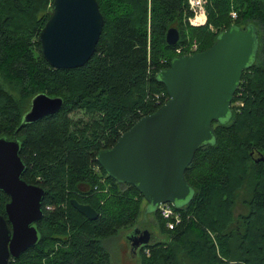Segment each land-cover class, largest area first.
I'll list each match as a JSON object with an SVG mask.
<instances>
[{
	"label": "trees",
	"instance_id": "1",
	"mask_svg": "<svg viewBox=\"0 0 264 264\" xmlns=\"http://www.w3.org/2000/svg\"><path fill=\"white\" fill-rule=\"evenodd\" d=\"M53 1L0 0V138L20 141L22 178L45 191L39 242L9 264H111L104 243L134 228L145 199L136 187L109 177L99 153L169 100L158 75L187 55H177L178 48L197 41L203 52L222 32L249 25L258 30L259 52L243 73L230 122L213 124L214 141L196 152L185 173L193 196L175 206L183 224L170 231L156 211L167 239L132 253L140 264H174L181 245L191 264H264V0H207L203 27L190 25L188 0H97L104 27L96 52L71 70L55 69L43 57L40 34ZM170 28L181 35L175 46L166 41ZM2 79L18 82L22 99L8 93ZM39 94L62 98V110L20 128ZM80 113L88 119L75 120ZM239 192L249 194L250 211L235 227ZM72 200L90 205L98 219L82 215ZM9 201L0 192L1 215Z\"/></svg>",
	"mask_w": 264,
	"mask_h": 264
},
{
	"label": "water",
	"instance_id": "2",
	"mask_svg": "<svg viewBox=\"0 0 264 264\" xmlns=\"http://www.w3.org/2000/svg\"><path fill=\"white\" fill-rule=\"evenodd\" d=\"M51 13L40 34L44 59L55 69L85 66L96 52L104 27L97 0H54ZM180 38L177 28L168 30L169 46L177 45ZM259 48L254 25L232 27L208 50L175 58L158 75L168 102L140 119L112 149L101 151L99 165L116 182L136 187L155 212L162 204L188 203L193 190L185 173L196 152L214 141L213 124L229 121L243 73L256 60ZM63 104L60 97L35 96L20 128L58 114ZM20 151L17 138H0V192L10 199L5 215L0 214V264L18 260L40 239L36 224L44 215L45 191L23 180L26 167ZM71 205L91 221L99 217L90 205L77 200ZM153 240L148 230L135 229L127 236L136 254Z\"/></svg>",
	"mask_w": 264,
	"mask_h": 264
},
{
	"label": "rangeland",
	"instance_id": "3",
	"mask_svg": "<svg viewBox=\"0 0 264 264\" xmlns=\"http://www.w3.org/2000/svg\"><path fill=\"white\" fill-rule=\"evenodd\" d=\"M210 29L212 31H218L214 27H210ZM194 45H197L198 47L197 50H199V44L197 43V41H193L191 43L190 40L188 41L186 45H183L181 49L183 53L189 54L193 51ZM1 83L4 89L8 93H11L15 99L17 100L22 99L21 97L22 87L18 82H11L7 79H2ZM238 105H240V103ZM73 117L75 120H78V121L88 119V117L84 113H80L79 115L75 114ZM229 122H230V117L227 123ZM238 197H239V200L238 202H235L234 213H233V217L235 216L236 218L235 223H234L235 227L237 226V224L238 226L243 225L242 217H246L250 211L248 205L246 204V201L249 199V194L247 192H239ZM214 204H215V201H214ZM135 229H138V230L140 229L141 231H145V230L150 231L152 233V236H154V240L152 242L153 244L157 243L158 241L167 239V236L162 234L158 228L156 216H155V209L151 207L146 201H144L142 214L140 218L138 219V223L134 226V228L130 229L129 231L122 230L116 237L112 239H108L104 243L105 248L108 249L109 252L111 253V257H112L111 264H140L142 263L140 255H136V254L133 255V253L131 252V247L129 245V242L127 241V236L131 232H133V230ZM212 235L213 233H211V238H214V235L213 236ZM216 248L219 254L220 247L216 246ZM177 250L181 254H178L177 259H175L174 261V264H191L190 263L191 260L190 259H189L190 261L186 260L185 257H183L182 255L184 254V247L181 245H178ZM145 254L149 256L150 254L149 249H148V252L145 251ZM219 256L221 257L220 254Z\"/></svg>",
	"mask_w": 264,
	"mask_h": 264
},
{
	"label": "built area",
	"instance_id": "4",
	"mask_svg": "<svg viewBox=\"0 0 264 264\" xmlns=\"http://www.w3.org/2000/svg\"><path fill=\"white\" fill-rule=\"evenodd\" d=\"M189 10L193 13V17L189 19V23L194 27L204 26L207 23V12L206 4L207 0H188ZM232 17H236V14L233 13ZM197 45H194L193 51L189 55L195 54L198 52ZM177 55H182L183 51L181 48L176 50ZM158 213L161 219L165 222L166 228L170 231H175L179 228L183 222L184 218L180 211L175 209V206L172 204H162L158 208ZM148 252V250H146Z\"/></svg>",
	"mask_w": 264,
	"mask_h": 264
},
{
	"label": "bare ground",
	"instance_id": "5",
	"mask_svg": "<svg viewBox=\"0 0 264 264\" xmlns=\"http://www.w3.org/2000/svg\"><path fill=\"white\" fill-rule=\"evenodd\" d=\"M233 13H235V14H236V17H235V18H234V17H232V18H233L234 20H236V19H237V17H238V16H237V13H236L235 11H234V12H232V14H233ZM166 103H167V102H166ZM166 103H165V104H166ZM165 104H164V105H165Z\"/></svg>",
	"mask_w": 264,
	"mask_h": 264
}]
</instances>
